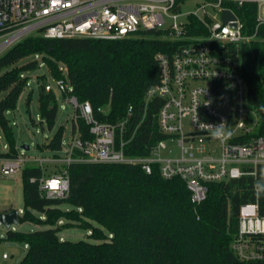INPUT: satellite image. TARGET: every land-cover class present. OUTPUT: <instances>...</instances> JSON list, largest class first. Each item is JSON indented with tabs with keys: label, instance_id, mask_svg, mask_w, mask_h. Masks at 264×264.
Segmentation results:
<instances>
[{
	"label": "trees",
	"instance_id": "trees-1",
	"mask_svg": "<svg viewBox=\"0 0 264 264\" xmlns=\"http://www.w3.org/2000/svg\"><path fill=\"white\" fill-rule=\"evenodd\" d=\"M236 11L246 32L255 31V5ZM159 34L145 31L142 37L117 41L30 36L2 54L0 134L8 151L0 153V158L14 159L19 155L7 114L16 110L26 90L27 74L42 64L53 80L67 82L70 90L62 94L63 98L74 96L79 102H90L100 121L116 123L132 107L129 127L141 124L126 153L147 156L149 148L165 138L157 128L164 99L154 96L146 102L148 92L161 83L157 55L171 57L178 45L160 39ZM258 37L241 48L248 103L260 118L256 135L264 130V27ZM46 85L39 86L38 110L41 123L53 130L59 112L58 95L53 90L46 91ZM32 96L31 91L28 109ZM77 128L82 137H89V127L83 119L73 121L72 135ZM65 133L62 125L48 142L40 145L42 151L61 152ZM262 173L264 165L259 166L256 178L244 176L209 184L206 199L196 204L186 183L178 177L163 178L157 165L149 174L134 165L73 164L69 168V197L50 199L41 196L38 182L32 181L39 179L43 170L30 164L21 173L23 214L19 222L47 229L29 233L8 230L6 239L27 246L19 264H264V258L242 259L232 248L238 236L240 208L257 200L260 215L264 216V195H258L254 187ZM64 205L69 209H63ZM62 220L67 222L60 224ZM76 226L91 230L95 242L59 238L60 232ZM258 245L263 247L264 255V243Z\"/></svg>",
	"mask_w": 264,
	"mask_h": 264
},
{
	"label": "built area",
	"instance_id": "built-area-1",
	"mask_svg": "<svg viewBox=\"0 0 264 264\" xmlns=\"http://www.w3.org/2000/svg\"><path fill=\"white\" fill-rule=\"evenodd\" d=\"M189 1L0 0V56L30 36L117 41L156 31L160 39L178 44L171 57L157 55L161 83L148 92L146 102L154 96L164 99L157 128L165 138L153 144L147 156L126 153L141 124L129 127L132 107L124 119L104 122L97 119L90 102L68 96L64 101L73 105L74 121H85L89 137H82L77 128L63 156L60 152L48 157L19 154L3 161L2 173L21 174L27 165L39 166L44 174L32 181L38 182L41 196L66 199L73 164L134 165L149 174L157 165L163 178L182 179L196 204L206 199L209 184L244 176L256 178L259 166L264 165V130L256 135L260 118L248 103L241 48L259 40L264 0H200L194 11L183 13L181 6ZM248 4L255 5L257 12L252 33L246 32L236 11ZM224 11L236 19L225 24ZM56 83L61 96L70 90L66 81ZM45 89L52 91L53 87L47 84ZM195 120L213 126L226 123L230 135L214 139L210 130L200 129ZM203 142L217 143L219 153L207 150ZM174 145L177 153L173 156ZM50 165L63 168L49 170ZM259 242L264 243V216L256 200L240 208L239 231L232 248L242 259H262Z\"/></svg>",
	"mask_w": 264,
	"mask_h": 264
},
{
	"label": "rangeland",
	"instance_id": "rangeland-1",
	"mask_svg": "<svg viewBox=\"0 0 264 264\" xmlns=\"http://www.w3.org/2000/svg\"><path fill=\"white\" fill-rule=\"evenodd\" d=\"M200 0H190L188 3H185L181 6V11L183 13L192 12L197 8V3H200ZM36 59L40 60L41 57H37ZM29 84L26 87V90L22 94L17 108L14 112H9L7 114L8 118L11 121L14 137L17 143V148L21 142H25L30 145L31 150L28 152H24L23 150H19V154H27L30 157H38V156H51L53 152L50 150H44L40 147L44 143L48 142L56 131L62 125L66 128V133L63 139V151L60 152V155H64L65 151L68 149L70 145V141L72 139V125L75 117V109L73 105L66 103L64 98L61 96L57 83L50 76L48 68L42 64L41 67L29 74ZM50 84L53 87V90L58 95V105L59 112L56 121V125L53 130H49L46 123H41V118L39 116L38 110V98H39V86L43 84ZM33 92L32 96V104L30 108L27 107V97L30 92ZM186 120V124H187ZM1 136V145H0V153H4L8 151V145ZM39 145V147H38ZM203 145L207 150H211L213 154L219 153V146L217 143H206L203 142ZM174 152L177 153V147L174 145ZM2 164L3 160L0 158V214L4 211L10 210H18L19 215L23 214V184L21 174H11L4 175L2 173ZM63 165H50L49 170L61 169ZM63 209H69L67 205L62 207ZM67 221L62 220L59 223L65 224ZM78 222L75 221L74 224ZM93 225L96 227H100L96 223L93 222ZM47 229L46 226H41L32 223H24L20 225H13L10 230L15 232H35ZM6 227L0 226V264H19L21 259L27 252V246L23 243H17L8 241L6 239ZM108 237L111 238V234L106 232ZM92 231L89 229H83L78 226L71 227L63 230L59 233V238L61 240H67L72 242L77 241H88L94 243L95 240L91 237ZM22 255V256H21ZM6 256V257H4Z\"/></svg>",
	"mask_w": 264,
	"mask_h": 264
},
{
	"label": "water",
	"instance_id": "water-1",
	"mask_svg": "<svg viewBox=\"0 0 264 264\" xmlns=\"http://www.w3.org/2000/svg\"><path fill=\"white\" fill-rule=\"evenodd\" d=\"M223 22L226 24L231 19H236L233 14L230 11H224L222 14ZM19 149L23 150L24 152H28L31 150V147L29 144L25 142H21L19 144ZM19 212L18 210H10V211H4L0 214V226H5L7 231L11 229L13 225H20L19 222Z\"/></svg>",
	"mask_w": 264,
	"mask_h": 264
},
{
	"label": "clouds",
	"instance_id": "clouds-1",
	"mask_svg": "<svg viewBox=\"0 0 264 264\" xmlns=\"http://www.w3.org/2000/svg\"><path fill=\"white\" fill-rule=\"evenodd\" d=\"M195 121L200 129L210 130V134L214 139H224L228 135H230V133L227 130L226 123L222 122L219 125L213 126L210 124L200 123L198 120ZM254 187L258 195H264V173L261 174V179L256 182Z\"/></svg>",
	"mask_w": 264,
	"mask_h": 264
},
{
	"label": "crops",
	"instance_id": "crops-1",
	"mask_svg": "<svg viewBox=\"0 0 264 264\" xmlns=\"http://www.w3.org/2000/svg\"><path fill=\"white\" fill-rule=\"evenodd\" d=\"M3 161L5 160V159H2ZM22 256V255H21Z\"/></svg>",
	"mask_w": 264,
	"mask_h": 264
}]
</instances>
